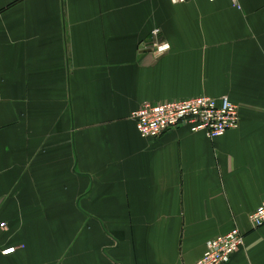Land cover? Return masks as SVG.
I'll list each match as a JSON object with an SVG mask.
<instances>
[{
	"label": "crops",
	"instance_id": "1",
	"mask_svg": "<svg viewBox=\"0 0 264 264\" xmlns=\"http://www.w3.org/2000/svg\"><path fill=\"white\" fill-rule=\"evenodd\" d=\"M240 5L0 0V264H193L235 227L227 264H264V0ZM201 95L240 126L140 136L142 103Z\"/></svg>",
	"mask_w": 264,
	"mask_h": 264
},
{
	"label": "built area",
	"instance_id": "2",
	"mask_svg": "<svg viewBox=\"0 0 264 264\" xmlns=\"http://www.w3.org/2000/svg\"><path fill=\"white\" fill-rule=\"evenodd\" d=\"M173 4L187 3L193 0H170ZM241 7L240 0H231ZM153 41L150 46L156 56L167 53L171 45L161 39V29L152 30ZM132 118L143 138H160L166 132L180 126H187L192 131H205L210 139L223 136L227 131L240 126V107L227 95L218 97L201 95L185 100L167 101L153 104L145 101L133 112ZM254 228L264 225V202L249 215ZM2 228L6 223L1 222ZM245 233L238 227L230 232L207 241L206 250L193 264H227L231 257L245 245ZM15 251L14 247L5 249L4 254Z\"/></svg>",
	"mask_w": 264,
	"mask_h": 264
}]
</instances>
